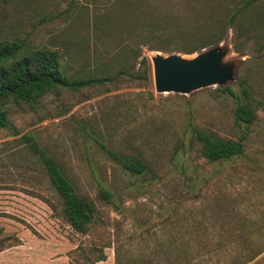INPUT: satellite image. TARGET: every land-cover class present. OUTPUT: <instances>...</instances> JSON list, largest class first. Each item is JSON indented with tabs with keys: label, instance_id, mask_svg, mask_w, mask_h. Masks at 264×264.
<instances>
[{
	"label": "rangeland",
	"instance_id": "374dc122",
	"mask_svg": "<svg viewBox=\"0 0 264 264\" xmlns=\"http://www.w3.org/2000/svg\"><path fill=\"white\" fill-rule=\"evenodd\" d=\"M180 3L0 0V40L58 50L71 79L112 76L111 57L127 43H138L147 60L144 77L60 87L37 102L9 105L11 126L0 129V264H80L100 253L105 259L92 264H115L120 243L152 246L158 240L173 252L179 228L197 250L196 264H264V104L249 125L236 123L234 115L239 80L256 99L264 93V19L241 36L229 26L223 38L231 44L227 59H239L235 79L226 85L236 96L215 86L188 95L157 93L150 57L194 54L182 52L178 39L168 35L148 40L159 50L141 44L148 37L129 29L130 11L137 4L178 9ZM257 10L264 18V0ZM194 127L244 136L243 154L206 162L191 137ZM98 141L142 156L151 172L123 170ZM42 156L53 158L76 191L95 203L86 234L63 218ZM100 188L112 193V205L99 197Z\"/></svg>",
	"mask_w": 264,
	"mask_h": 264
},
{
	"label": "trees",
	"instance_id": "16d2710c",
	"mask_svg": "<svg viewBox=\"0 0 264 264\" xmlns=\"http://www.w3.org/2000/svg\"><path fill=\"white\" fill-rule=\"evenodd\" d=\"M262 1L222 0L213 4L211 0H181L178 9L171 6L137 4L136 9L130 11L132 18L128 27L134 33L141 30L146 34L148 38L141 44L147 43L150 50H159L161 47H154L148 40L168 35L178 39L182 52L191 55L222 42L229 26L235 28L237 36L256 31L259 20L264 19L260 10H257ZM234 50L238 51V46L235 45ZM111 59L115 65L112 76L107 74L89 79H71L65 74L62 56L58 50L33 47L15 39H1L0 129L11 126L8 119V107L11 104L37 102L44 94L60 87L77 90L87 85L118 80L120 77L135 79L146 76L147 60L138 43H127L119 47ZM138 59L139 67L135 70ZM238 84L241 86V96L234 111L235 121L238 124L249 125L256 119L257 110L264 104V93L256 99L246 81L241 79ZM214 90L236 96L228 86H216ZM191 137L199 144L200 156L208 163L243 154L244 136L229 138L194 127ZM98 144L123 170L135 175L151 172L148 161L142 156L115 151L99 141ZM41 158L47 175L61 199L63 218L73 230L86 234L95 220L97 213L95 203L76 191L53 158L48 156ZM99 197L106 204H113V195L109 190L100 188ZM179 229L181 230L177 231L179 244L174 245L173 252L170 250L172 247H167L158 240L152 246L120 243L115 250V264H196L193 252L197 250H192L189 245L187 232ZM94 250L96 249L92 248L89 252ZM162 255H167L163 263L160 262ZM253 255L256 254L250 257L253 258ZM83 258L85 261L80 264H92L105 259V256L100 253L95 256V261Z\"/></svg>",
	"mask_w": 264,
	"mask_h": 264
},
{
	"label": "water",
	"instance_id": "95a60500",
	"mask_svg": "<svg viewBox=\"0 0 264 264\" xmlns=\"http://www.w3.org/2000/svg\"><path fill=\"white\" fill-rule=\"evenodd\" d=\"M230 41L195 52L186 57L176 53H155L150 57L157 93L188 95L211 87H224L235 79L238 58L227 59Z\"/></svg>",
	"mask_w": 264,
	"mask_h": 264
}]
</instances>
